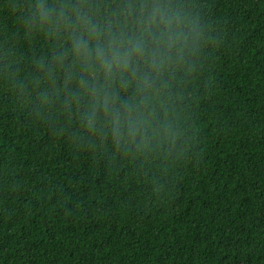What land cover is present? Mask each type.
<instances>
[{"label":"trees","instance_id":"1","mask_svg":"<svg viewBox=\"0 0 264 264\" xmlns=\"http://www.w3.org/2000/svg\"><path fill=\"white\" fill-rule=\"evenodd\" d=\"M35 2L0 0V264H264V0H174L203 42L154 101L179 135L142 148L88 128Z\"/></svg>","mask_w":264,"mask_h":264},{"label":"clouds","instance_id":"2","mask_svg":"<svg viewBox=\"0 0 264 264\" xmlns=\"http://www.w3.org/2000/svg\"><path fill=\"white\" fill-rule=\"evenodd\" d=\"M95 0H36L29 23L46 25L52 36L67 34L72 67H79L81 89L93 93L89 129L100 119L110 128L115 142L147 147L179 135L171 118L154 107L160 84L173 64L194 56L203 42L201 27L174 0H121L108 20L97 19ZM71 75V73H69ZM132 87L134 95L121 89Z\"/></svg>","mask_w":264,"mask_h":264}]
</instances>
